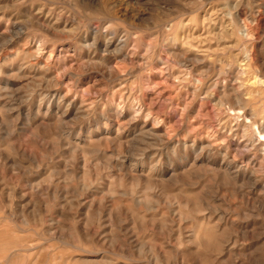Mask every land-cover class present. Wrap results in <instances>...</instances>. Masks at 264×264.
Segmentation results:
<instances>
[{
  "label": "rangeland",
  "instance_id": "1",
  "mask_svg": "<svg viewBox=\"0 0 264 264\" xmlns=\"http://www.w3.org/2000/svg\"><path fill=\"white\" fill-rule=\"evenodd\" d=\"M262 125L264 0H0V264H264Z\"/></svg>",
  "mask_w": 264,
  "mask_h": 264
},
{
  "label": "bare ground",
  "instance_id": "2",
  "mask_svg": "<svg viewBox=\"0 0 264 264\" xmlns=\"http://www.w3.org/2000/svg\"><path fill=\"white\" fill-rule=\"evenodd\" d=\"M257 84V83H256ZM254 111V110H253ZM254 115L253 114H251L250 115V118L251 117H253ZM221 120H223V119H221ZM241 126V125H240ZM243 126V125H242ZM255 126H257V125H255ZM264 129H263V125H262V128H261V130L258 132L259 134H261V136H263L264 137ZM260 144H262L263 145V148H262V150L264 151V143H262V142H260ZM251 146L252 147H254V144H251ZM263 157H264V153H263Z\"/></svg>",
  "mask_w": 264,
  "mask_h": 264
}]
</instances>
